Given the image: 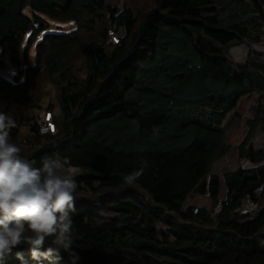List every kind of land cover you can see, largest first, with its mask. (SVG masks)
I'll list each match as a JSON object with an SVG mask.
<instances>
[{
    "label": "trees",
    "instance_id": "trees-1",
    "mask_svg": "<svg viewBox=\"0 0 264 264\" xmlns=\"http://www.w3.org/2000/svg\"><path fill=\"white\" fill-rule=\"evenodd\" d=\"M118 1L0 0V47L17 66L0 76V112L17 123L22 158L40 167L58 154L79 169L76 264H264V56H231L264 46V0ZM45 18L73 28L50 32ZM243 101L252 108L233 146ZM232 150L236 166L214 172ZM196 198L206 204H187ZM18 251L36 264L27 245L6 264Z\"/></svg>",
    "mask_w": 264,
    "mask_h": 264
},
{
    "label": "clouds",
    "instance_id": "clouds-1",
    "mask_svg": "<svg viewBox=\"0 0 264 264\" xmlns=\"http://www.w3.org/2000/svg\"><path fill=\"white\" fill-rule=\"evenodd\" d=\"M253 47L264 51L259 45ZM16 127L10 114L0 112V264H6L20 245L28 246L36 264H59L62 251L76 264L80 257L72 247V213L79 169L58 154L43 157L41 166L35 167L12 142L11 130ZM140 175L141 171H134L124 180L132 184ZM16 257L19 264H28L23 252H16Z\"/></svg>",
    "mask_w": 264,
    "mask_h": 264
},
{
    "label": "rangeland",
    "instance_id": "rangeland-1",
    "mask_svg": "<svg viewBox=\"0 0 264 264\" xmlns=\"http://www.w3.org/2000/svg\"><path fill=\"white\" fill-rule=\"evenodd\" d=\"M126 1L128 2V4L131 7L139 8L142 6L143 3H145L146 0H119L117 2V4L118 3L120 4L121 2L125 3ZM45 20L49 24V31L50 32H68V31L72 30V28H73V25L71 23H57V22L48 20L46 18H45ZM33 47H34V45H32V47L29 48L27 51L28 62H31L33 59V56H34ZM261 47L264 48L263 45ZM23 49H24V42L21 44V47L19 48L18 54H17V59L19 60V66L21 69H23L26 66V64L24 63V60H23V54H22ZM245 51H246V53L251 52V53L259 54L258 57H260V58L264 56V51L257 50L253 46H245V45L232 49L231 50V56H232V58H234V61H238L236 58L241 57V59L239 60V61H241V60H243L242 58H244L246 56V55H244ZM9 56L10 55H9L7 46L4 45L3 47H0V76H3L7 79H10L11 76L14 75L16 73V70H17L16 64H14L10 60ZM45 91H47L48 93L52 91L51 86L49 84L46 85ZM46 100H47V98H46ZM46 100H45V102H46ZM244 101L239 105V108H238L240 121H236L233 124V127L230 129L229 141L233 146L236 145L237 143H239V141L242 139V137L245 133V130H246V127H245L243 120L250 115V111L252 108L251 102L246 103ZM22 112H23V114L28 113L27 110H23ZM12 114H14L15 116L18 117L19 110L12 111ZM43 121H44V118H43ZM18 130L21 134L26 133V126L19 127ZM256 141H257V144H260L264 141V132L259 131L258 137L256 138ZM240 163L243 167L251 166V164L247 163L244 160H241ZM236 164H237L236 155L234 153V150H232L223 159H221L220 161H218L214 165V172H223V171L229 170L231 168H234L236 166ZM222 194H223V191L221 190V195ZM187 204L204 205V204H206V200L204 198L189 199L187 201Z\"/></svg>",
    "mask_w": 264,
    "mask_h": 264
},
{
    "label": "built area",
    "instance_id": "built-area-1",
    "mask_svg": "<svg viewBox=\"0 0 264 264\" xmlns=\"http://www.w3.org/2000/svg\"><path fill=\"white\" fill-rule=\"evenodd\" d=\"M108 36L110 37V40L112 42H116V35L113 32H109ZM43 122H44V124L41 127L43 131H48L50 133L54 132V130H53L54 129V125L52 123L50 113H45Z\"/></svg>",
    "mask_w": 264,
    "mask_h": 264
},
{
    "label": "snow or ice",
    "instance_id": "snow-or-ice-1",
    "mask_svg": "<svg viewBox=\"0 0 264 264\" xmlns=\"http://www.w3.org/2000/svg\"><path fill=\"white\" fill-rule=\"evenodd\" d=\"M54 130V129H53Z\"/></svg>",
    "mask_w": 264,
    "mask_h": 264
}]
</instances>
